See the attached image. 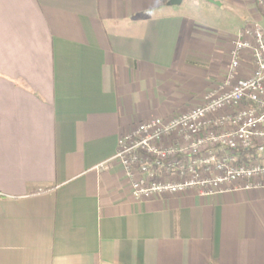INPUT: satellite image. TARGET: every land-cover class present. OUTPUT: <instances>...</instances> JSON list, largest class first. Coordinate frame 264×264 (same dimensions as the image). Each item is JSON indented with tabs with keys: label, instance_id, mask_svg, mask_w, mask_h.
Wrapping results in <instances>:
<instances>
[{
	"label": "crops",
	"instance_id": "crops-1",
	"mask_svg": "<svg viewBox=\"0 0 264 264\" xmlns=\"http://www.w3.org/2000/svg\"><path fill=\"white\" fill-rule=\"evenodd\" d=\"M199 3L242 25L217 36ZM254 23L257 0H0V264H264V189L137 202L114 160L199 105Z\"/></svg>",
	"mask_w": 264,
	"mask_h": 264
},
{
	"label": "built area",
	"instance_id": "built-area-1",
	"mask_svg": "<svg viewBox=\"0 0 264 264\" xmlns=\"http://www.w3.org/2000/svg\"><path fill=\"white\" fill-rule=\"evenodd\" d=\"M257 5L264 8V0H257ZM244 70L249 73L240 77ZM114 160L137 202L189 191L209 198L264 189V32L260 26L249 25L232 39L223 81L207 91L199 105L167 119L138 123L119 138Z\"/></svg>",
	"mask_w": 264,
	"mask_h": 264
},
{
	"label": "rangeland",
	"instance_id": "rangeland-1",
	"mask_svg": "<svg viewBox=\"0 0 264 264\" xmlns=\"http://www.w3.org/2000/svg\"><path fill=\"white\" fill-rule=\"evenodd\" d=\"M200 3L196 12L197 17H202L203 21H207L211 25L213 24L215 28L219 27L215 29V31L213 29L211 30V32H214L217 36L225 37L228 36V34H233V32H236L242 25V21L238 19L240 12L234 9V7L227 6L225 3L221 15H216L209 12L210 8L208 6Z\"/></svg>",
	"mask_w": 264,
	"mask_h": 264
},
{
	"label": "water",
	"instance_id": "water-1",
	"mask_svg": "<svg viewBox=\"0 0 264 264\" xmlns=\"http://www.w3.org/2000/svg\"><path fill=\"white\" fill-rule=\"evenodd\" d=\"M212 4L219 5L218 3H214L213 1H209ZM181 3V0H170V4L173 6L179 5Z\"/></svg>",
	"mask_w": 264,
	"mask_h": 264
},
{
	"label": "trees",
	"instance_id": "trees-1",
	"mask_svg": "<svg viewBox=\"0 0 264 264\" xmlns=\"http://www.w3.org/2000/svg\"><path fill=\"white\" fill-rule=\"evenodd\" d=\"M240 155L243 157L244 153H240Z\"/></svg>",
	"mask_w": 264,
	"mask_h": 264
}]
</instances>
